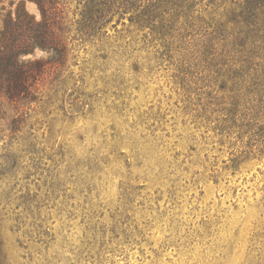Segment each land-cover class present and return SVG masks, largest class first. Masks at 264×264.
Returning <instances> with one entry per match:
<instances>
[{
  "label": "rangeland",
  "instance_id": "obj_1",
  "mask_svg": "<svg viewBox=\"0 0 264 264\" xmlns=\"http://www.w3.org/2000/svg\"><path fill=\"white\" fill-rule=\"evenodd\" d=\"M56 1L65 59L36 49L35 92L0 95L6 263L264 264V139L225 123L228 84L201 48L242 0H196L165 36ZM25 11L42 18L0 0V29Z\"/></svg>",
  "mask_w": 264,
  "mask_h": 264
},
{
  "label": "trees",
  "instance_id": "obj_2",
  "mask_svg": "<svg viewBox=\"0 0 264 264\" xmlns=\"http://www.w3.org/2000/svg\"><path fill=\"white\" fill-rule=\"evenodd\" d=\"M41 11L37 21L26 11L18 19L22 30L13 24L0 29V95L25 99L35 92L47 63L42 58L27 56L36 49L53 51L63 61L67 50L63 39L55 34L56 0H32ZM90 12L95 22L103 25L115 14L131 13V20L140 28L149 27L151 33L169 35L178 22L180 8L192 11L196 0H90ZM237 2V0L235 1ZM227 21L217 20L211 32L203 35V53L213 55L220 64L223 84L229 89L225 123L236 127L241 134L264 139V0H242L237 3ZM198 23L204 17L197 16ZM232 23L230 27L228 24ZM0 264H7L1 250Z\"/></svg>",
  "mask_w": 264,
  "mask_h": 264
}]
</instances>
